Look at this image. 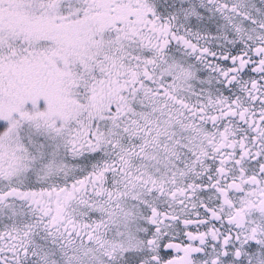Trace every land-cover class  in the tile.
Masks as SVG:
<instances>
[{
    "label": "snow or ice",
    "instance_id": "6c2138e0",
    "mask_svg": "<svg viewBox=\"0 0 264 264\" xmlns=\"http://www.w3.org/2000/svg\"><path fill=\"white\" fill-rule=\"evenodd\" d=\"M0 264H264V0H0Z\"/></svg>",
    "mask_w": 264,
    "mask_h": 264
}]
</instances>
